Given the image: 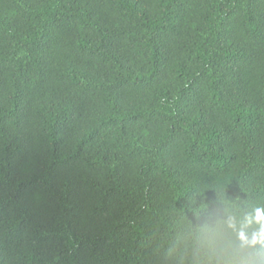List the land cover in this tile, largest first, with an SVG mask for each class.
I'll use <instances>...</instances> for the list:
<instances>
[{
	"label": "trees",
	"instance_id": "trees-1",
	"mask_svg": "<svg viewBox=\"0 0 264 264\" xmlns=\"http://www.w3.org/2000/svg\"><path fill=\"white\" fill-rule=\"evenodd\" d=\"M0 264H264V0H0Z\"/></svg>",
	"mask_w": 264,
	"mask_h": 264
}]
</instances>
